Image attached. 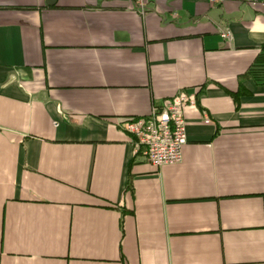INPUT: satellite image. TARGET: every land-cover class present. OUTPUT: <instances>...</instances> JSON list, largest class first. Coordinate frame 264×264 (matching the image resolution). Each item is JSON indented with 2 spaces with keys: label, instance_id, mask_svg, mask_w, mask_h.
<instances>
[{
  "label": "crops",
  "instance_id": "crops-1",
  "mask_svg": "<svg viewBox=\"0 0 264 264\" xmlns=\"http://www.w3.org/2000/svg\"><path fill=\"white\" fill-rule=\"evenodd\" d=\"M263 52L264 0H0V264H264Z\"/></svg>",
  "mask_w": 264,
  "mask_h": 264
},
{
  "label": "built area",
  "instance_id": "built-area-1",
  "mask_svg": "<svg viewBox=\"0 0 264 264\" xmlns=\"http://www.w3.org/2000/svg\"><path fill=\"white\" fill-rule=\"evenodd\" d=\"M134 2L142 4V0ZM139 10L143 11V7ZM227 34L223 32L224 36ZM194 105V97L180 89L164 105H152L147 115L124 117L120 124L133 136L136 150L142 149L152 165L176 163L181 160V149L187 139L184 108Z\"/></svg>",
  "mask_w": 264,
  "mask_h": 264
},
{
  "label": "trees",
  "instance_id": "trees-1",
  "mask_svg": "<svg viewBox=\"0 0 264 264\" xmlns=\"http://www.w3.org/2000/svg\"><path fill=\"white\" fill-rule=\"evenodd\" d=\"M258 63L262 64V66L264 67V52L261 54V56H259L256 60H255V63L254 65H252L250 68H249V71L251 73H256L257 72V69H253L255 65H257ZM263 70V73H264V68H262ZM254 77H256L255 75H253ZM256 80H259L256 78Z\"/></svg>",
  "mask_w": 264,
  "mask_h": 264
},
{
  "label": "water",
  "instance_id": "water-1",
  "mask_svg": "<svg viewBox=\"0 0 264 264\" xmlns=\"http://www.w3.org/2000/svg\"><path fill=\"white\" fill-rule=\"evenodd\" d=\"M55 0H45V4L50 5L54 3Z\"/></svg>",
  "mask_w": 264,
  "mask_h": 264
}]
</instances>
